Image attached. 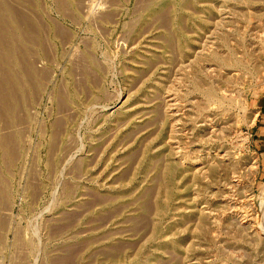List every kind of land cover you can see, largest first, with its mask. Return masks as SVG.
<instances>
[{
    "label": "rangeland",
    "instance_id": "374dc122",
    "mask_svg": "<svg viewBox=\"0 0 264 264\" xmlns=\"http://www.w3.org/2000/svg\"><path fill=\"white\" fill-rule=\"evenodd\" d=\"M263 96L264 0H0V264H264Z\"/></svg>",
    "mask_w": 264,
    "mask_h": 264
},
{
    "label": "crops",
    "instance_id": "0c3cea01",
    "mask_svg": "<svg viewBox=\"0 0 264 264\" xmlns=\"http://www.w3.org/2000/svg\"><path fill=\"white\" fill-rule=\"evenodd\" d=\"M260 111L258 114V121L256 123L255 134L259 133V137L262 143L261 152L264 154V96L260 100Z\"/></svg>",
    "mask_w": 264,
    "mask_h": 264
},
{
    "label": "bare ground",
    "instance_id": "6f19581e",
    "mask_svg": "<svg viewBox=\"0 0 264 264\" xmlns=\"http://www.w3.org/2000/svg\"><path fill=\"white\" fill-rule=\"evenodd\" d=\"M7 7H8V6H7ZM3 9H4V8H3ZM3 13H4V12H3ZM10 13H11V12H10ZM15 14H16V13H15ZM6 15H7V14H6ZM3 34H4V32H3ZM9 57H10V56H9ZM6 90H7V89H6ZM208 92H209V93H208L209 96L212 95V92H210V91H208ZM1 96H2V95H1Z\"/></svg>",
    "mask_w": 264,
    "mask_h": 264
}]
</instances>
